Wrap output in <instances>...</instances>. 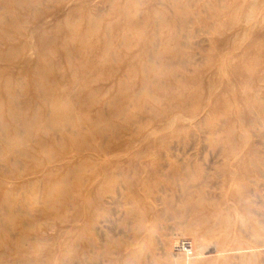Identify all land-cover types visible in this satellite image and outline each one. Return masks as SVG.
<instances>
[{"label":"rangeland","instance_id":"374dc122","mask_svg":"<svg viewBox=\"0 0 264 264\" xmlns=\"http://www.w3.org/2000/svg\"><path fill=\"white\" fill-rule=\"evenodd\" d=\"M84 213L98 264H264V0H0V264Z\"/></svg>","mask_w":264,"mask_h":264},{"label":"bare ground","instance_id":"6f19581e","mask_svg":"<svg viewBox=\"0 0 264 264\" xmlns=\"http://www.w3.org/2000/svg\"><path fill=\"white\" fill-rule=\"evenodd\" d=\"M81 184L83 187V200H82V208L84 211L91 210L94 217L98 215L99 211V205L103 203L105 196L101 193L99 190L98 184L103 180H81ZM92 190V194H90V191ZM88 195H91V198H88ZM112 198V197H111ZM113 199V198H112ZM107 200V199H106ZM108 201V200H107ZM101 212V211H100ZM97 218V217H96ZM83 228H84V235L82 236L81 243L83 245V256H82V264H98L99 259V253H97L98 246L96 244H92L90 246L89 239L86 236L87 231V215L84 213L83 217ZM179 239H177L174 243L173 249L176 253L184 254L187 259H190V256L193 253L192 243L190 242V251L187 248L178 247L175 248L177 245ZM91 243V242H90ZM203 247V246H202ZM206 253L209 255L210 253L216 251V247L213 245L206 246ZM88 252H92L94 256H92L91 259H89ZM204 254V253H203Z\"/></svg>","mask_w":264,"mask_h":264},{"label":"built area","instance_id":"2783aa9c","mask_svg":"<svg viewBox=\"0 0 264 264\" xmlns=\"http://www.w3.org/2000/svg\"><path fill=\"white\" fill-rule=\"evenodd\" d=\"M178 247H182V248H187L189 251H190V242L188 240H180L178 241L177 245L175 246V248H178Z\"/></svg>","mask_w":264,"mask_h":264}]
</instances>
